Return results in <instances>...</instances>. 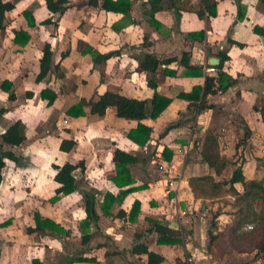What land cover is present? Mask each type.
I'll use <instances>...</instances> for the list:
<instances>
[{"label":"crops","instance_id":"crops-1","mask_svg":"<svg viewBox=\"0 0 264 264\" xmlns=\"http://www.w3.org/2000/svg\"><path fill=\"white\" fill-rule=\"evenodd\" d=\"M2 1H13L15 8L6 13V28L0 30V136L21 120L27 138L20 147H14L27 164L20 166L6 160L2 195L25 192L50 203L60 187L52 166L84 160L86 169L76 170L77 180L80 190L96 194L98 221L84 228L87 212L83 195L79 191L61 195L78 208L74 223L79 222L81 229L91 234L89 241L81 242L84 248L78 256L95 257L99 264H138L132 248L144 242L150 250L166 257L161 264H181L182 254L187 256L185 264H244L246 256L252 254L218 257L209 251V207L203 198L196 197L189 179L214 174L202 162L200 153L208 130L218 134L222 153L229 160L234 162L241 156L247 180L264 179V3L216 0L217 14L205 11L200 16L201 0H130L127 12L105 9L103 0H69L65 10L57 13L48 9L46 0ZM28 9L32 10L34 24L24 14ZM239 11L244 14L242 18ZM46 19L53 23H41ZM19 31L21 34L16 36ZM27 35L30 39L26 41ZM47 43L54 54L52 66L43 79H37ZM109 53L113 55L101 57ZM146 54L162 61L157 72L140 68ZM222 54L229 58L222 61ZM221 64V71L235 83L222 92L209 94L207 103L211 107L201 111L189 108L191 99L183 98L181 93L198 88L202 94L206 77L213 75L208 69H220ZM149 80L157 83L156 88L149 85ZM44 89L56 93L52 102L50 97L42 96ZM106 91L150 102L156 93L172 99L159 117L148 116L141 121L153 129L145 146L128 137L138 120L118 117L115 107H109L104 116L91 113L88 103ZM11 93L14 97L10 98ZM81 103L82 108H78ZM170 124L175 127L159 137ZM248 131L250 135L243 140ZM65 138L76 142L70 152L60 149ZM237 143H241L239 149ZM165 147L173 153L171 160L164 156ZM115 148L139 156V162L131 166L135 179L131 186L145 187L128 194L122 203H115L114 215L107 217L100 208L104 194L117 195L120 190L112 181L116 173ZM8 167L11 172L7 180ZM20 176L25 180L35 177L36 184L24 187ZM170 181H174L172 187ZM60 200L50 203L53 211ZM136 200L141 209L133 222L128 213ZM24 207L20 196L18 200L0 201V264H64L75 258L57 236L26 234L25 227L35 226V211L25 215ZM6 209L22 211L7 216L3 213L10 210ZM121 209L127 216L117 215ZM39 210L44 217L70 229L71 234L64 235L66 240L76 235L55 218V213ZM199 214L200 219L196 217ZM225 216L219 230L230 221ZM150 219L180 229L183 245L158 244L157 232L149 231ZM6 221L10 223L4 225ZM111 222L114 224L110 226ZM209 258H214L212 263Z\"/></svg>","mask_w":264,"mask_h":264},{"label":"trees","instance_id":"trees-1","mask_svg":"<svg viewBox=\"0 0 264 264\" xmlns=\"http://www.w3.org/2000/svg\"><path fill=\"white\" fill-rule=\"evenodd\" d=\"M69 0H46L48 9L51 12H63L66 8V4ZM264 3V0H260ZM132 3L130 0H103L102 6L107 10L112 11H124L127 12L131 8ZM217 2L216 0H201V10L199 15L204 16V12L207 11L209 15H216ZM241 7V6H240ZM15 8L13 1L0 0V30L6 28V13ZM24 14L29 20L30 24H34L32 10H25ZM239 17L244 16L243 12L239 11ZM43 24L53 23L51 19L42 21ZM258 27L255 26V29ZM21 34V31L16 32V36ZM201 34V33H199ZM198 34V35H199ZM30 39L27 35L26 41ZM26 43V42H25ZM113 53L102 55V58H109ZM53 51L50 44H45L43 47V54L41 56V72L37 79H43L51 69L53 62ZM229 57L227 54H222V61L227 60ZM161 60L154 55L146 54L143 56L140 62V68L152 73L157 72ZM218 78L212 76L206 77V82L203 88V93L198 88H194L191 93H181V96L190 100L189 108L195 107L201 111L205 108L211 107L207 103V96L209 94L217 93L218 91H224L233 83L235 79L225 74L222 70V64L219 66ZM149 85L156 88L157 83L149 80ZM5 86V81L2 83V87ZM42 96L50 97V102L56 98V93L44 89L42 90ZM14 97V93L10 94V98ZM172 99L155 94L154 98L150 101L146 99H137L128 97L114 91H106L100 95L97 100H91L88 104L91 107V113L99 116H104L109 107H115L116 115L118 117L126 119L138 120L139 124L136 128L131 129L128 132V137L141 146H145L151 139L152 128L143 124L141 121L148 116L156 119L161 113L168 107ZM78 108H82V103ZM81 111V110H80ZM174 124H170L166 129L160 133L159 137H164L174 128ZM250 135V131L246 132L243 140H246ZM0 185L3 181V170L6 167V160H12L17 165H26L27 160L21 155L15 152L14 147H20L26 141L25 125L21 120H16L11 124L7 130L0 136ZM76 146V142L73 139H63L61 141L60 149L70 152ZM241 143H237L236 147L239 149ZM167 147L164 148L163 153L166 159L171 160L172 151ZM170 153V155H167ZM202 162L207 164L209 169L214 172L204 174L202 176L192 177L189 179V183L194 191V194L198 198L205 199H217L222 196L232 195L235 205L233 208L225 213L230 217V221L225 225L223 230H219L221 210H217L215 213L212 226L209 230L210 243L209 251L215 256L224 257L226 255H233L234 253H249L254 254L256 258L261 259L264 262V179H251L247 180L243 171L242 164L240 162L241 156L234 159V162L229 160L223 153L219 142L218 134L215 131L208 130L203 136L201 141ZM139 156L115 148L113 153V162L115 164L116 173L112 177L114 184L120 189L117 195L112 192H106L104 194L103 201L100 204L101 211L104 216H113L112 208L115 203H122L125 197L143 186H131L135 183V179L131 173V166L139 162ZM239 163V164H238ZM235 165V169L228 176L224 173L229 165ZM53 169L55 171L54 180L60 183V187L56 189V195L50 199L51 202H57L61 195H68L75 191H79L85 201V210L87 212L86 219L82 222V226L87 228L92 221L97 222L99 215L96 213V194L94 192L80 190L76 170L79 169L82 172L85 171L86 166L84 160L77 163L66 162L63 165L54 164ZM126 187V188H125ZM141 203L136 200L128 213L129 220L135 222L138 220L140 214ZM120 217L127 216L124 210H119ZM35 226H27L25 228L26 234H47L50 236L58 235H70L71 231L62 226L61 223L55 220L44 217L39 210L34 212ZM152 227L150 232L155 231L158 234L157 243L165 244L169 246L183 245V234L178 228L169 226L167 222H161L156 219H150ZM258 221L255 226L253 222ZM9 221L4 222V225L9 224ZM252 225L251 230H247L245 227ZM81 226V224H80ZM89 232V231H88ZM91 234L84 233L82 235V242L85 243L90 240ZM139 237V235L137 236ZM132 252L138 256V259L143 260L145 264H161L166 260L163 254H160L154 250H150L149 246L144 242H138L132 248ZM76 262H90L99 264L95 257H83L77 256L64 262V264H73ZM181 264H185L180 261Z\"/></svg>","mask_w":264,"mask_h":264},{"label":"rangeland","instance_id":"rangeland-1","mask_svg":"<svg viewBox=\"0 0 264 264\" xmlns=\"http://www.w3.org/2000/svg\"><path fill=\"white\" fill-rule=\"evenodd\" d=\"M232 170H234V166L230 165L227 168V170L225 171L224 175L228 176V174H231ZM5 172H6V176H7V180H8L9 174L11 172V168L8 167ZM19 179H20V185H23L24 187H25V184H31V183L36 184V182L34 181L36 179L35 177H30V178H27L25 180L24 177L20 176ZM4 194L2 195V192L0 193V197L3 196V198L2 197L0 198V201L10 202V199L13 198V200H18L19 196H20V198L22 199V203L25 206L24 210H23L25 215H27V213H29V214L32 213L36 209L39 210V208L45 214H54L55 213V218L60 220L67 227L72 228L73 232H76V235H73V237L70 240H66V237H64V235H61V236L58 235L57 237L60 238V240L62 241V243L64 245V249L68 253H74L75 258L79 255V252L84 248L83 243H81L82 242L81 241V239H82L81 233H83L84 231L81 229V226H79L80 225L79 222L74 223V221H77V218H78L77 214L79 211H78L77 206L73 204V201L71 199H69V200L62 199V198H61V200L59 199L60 200L59 203L56 205L54 204L55 207H57V208H55V210L53 211L52 207H54V206L50 205V203H53V202H51V201H50V203L43 202L44 200L36 198V195H35V197L32 194L26 195L25 192H23V194H18L17 196L16 195L13 196L12 194L10 195V193L8 195L6 193H4ZM54 203H56V202H54ZM203 203L209 207V210H207V217H209V220H208L209 227L212 224L213 217H214L215 213L217 212V210H221L223 212L222 216H220V218H221L220 220H225V218H226L225 213L229 212L233 208V206L235 205L234 198L232 197V195L222 196L221 199H216V200L215 199L214 200H211V199L204 200ZM22 209L19 210L20 212L16 211L15 209H12V210L6 209V210H10V212L5 211L3 214L10 216V214H13L15 212L21 213ZM200 216H202V215L199 214V216L197 215L196 217H198L200 219L201 218ZM262 218L264 219V216ZM257 223H259V222L255 221L252 224L255 226ZM109 224L111 226L114 223L111 222ZM25 228H24V232H25ZM245 228L247 230H251V229H248L247 226ZM78 229L81 232L80 234L77 231ZM60 260H62V257H60ZM179 260L186 263L187 256L185 254H182L181 257L179 258ZM209 260H210V263H212L214 258H209ZM136 262H138V264H143L140 261V259L136 260ZM243 262H244V264H264V262H262L261 259L256 258V256L254 254L246 256V259Z\"/></svg>","mask_w":264,"mask_h":264},{"label":"built area","instance_id":"built-area-1","mask_svg":"<svg viewBox=\"0 0 264 264\" xmlns=\"http://www.w3.org/2000/svg\"><path fill=\"white\" fill-rule=\"evenodd\" d=\"M208 71H209L210 73H212L214 77L217 78V74H218V71H219L218 67H216V66H212V67H210V68L208 69ZM220 92H221V91H220ZM169 171H171V169H169ZM177 175L179 176V174H177ZM168 185H169L170 187H172V186L174 185V181H170V182L168 183ZM247 228H248V229H252L253 226H252V225H247Z\"/></svg>","mask_w":264,"mask_h":264}]
</instances>
